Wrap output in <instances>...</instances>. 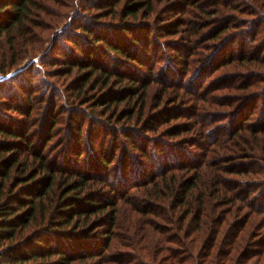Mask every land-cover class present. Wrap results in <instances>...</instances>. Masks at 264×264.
<instances>
[{
    "label": "trees",
    "instance_id": "1",
    "mask_svg": "<svg viewBox=\"0 0 264 264\" xmlns=\"http://www.w3.org/2000/svg\"><path fill=\"white\" fill-rule=\"evenodd\" d=\"M230 1L0 0V72L27 58L33 63L0 81V264H246L257 256L264 262V249L248 246L246 231L259 208L250 189L239 190L245 180L264 181V124L250 120L264 109V66L253 63L264 61V0L239 10L244 18L227 13L236 9ZM160 2L177 3L176 12H187L194 24L184 41L168 42L179 60L164 77L177 86L165 82L148 112L159 61L150 41L165 44L161 38L178 33L184 19L154 28L161 36L150 40ZM47 89L82 115L69 119L71 153L56 165L45 149L60 120L50 103L36 110L50 98ZM176 102L182 112L168 108ZM124 119L137 125L119 132ZM219 120L225 121L217 129ZM132 127L177 140L158 152L133 137L131 148L149 164L129 147L120 156L118 140L138 134ZM91 129L98 145L87 142ZM102 129L112 130V143L103 141ZM36 130L43 143L33 138ZM123 201L134 212L129 228L152 227L149 245L128 241L130 232L117 238Z\"/></svg>",
    "mask_w": 264,
    "mask_h": 264
},
{
    "label": "rangeland",
    "instance_id": "2",
    "mask_svg": "<svg viewBox=\"0 0 264 264\" xmlns=\"http://www.w3.org/2000/svg\"><path fill=\"white\" fill-rule=\"evenodd\" d=\"M202 1H207V0H202ZM252 1L253 0H251V1H249V0H231L228 3V6H230L232 8L235 6L236 9H234L232 12H227V13L231 14V13L235 12V10H236L235 14L238 17H243L244 18V17H246L248 15H244V14L240 13L241 11H239V10H245V8L250 6ZM177 6H178L177 3L176 4L167 3V2H160L159 3V5H158V12L159 13L157 15V18H155V20L152 22V29L154 30V35L151 34L150 40L153 39L154 37L158 38L159 36H161V35L157 34L156 30L158 28L160 29L162 26L170 24V23H168L169 21H172V20L178 18L179 16H182L180 12H176L177 11V9H176ZM182 17L184 19H183L182 25L179 27L180 31L178 33H176V34L166 35V36L161 38L162 42H164L165 44H163V43L158 44L155 41H152V42L150 41L149 45L153 44V45H151V47L154 46L155 51H157V56L159 58V61L156 64V69H155L156 70V72H155L156 75H155V78H154V84L152 85L153 89L151 90V92L149 94L148 103L146 105V107L148 108V112L154 110V107L156 106V104H157V102L159 100V92L162 90V86L165 85L164 84L165 82L169 83V84L172 83V85L174 84L173 85L174 87L177 86L175 77H173L175 80H173V82H171L172 80H167L166 81L164 75L169 73V72L172 73V70H171L172 65L173 64L175 65V62H178L177 60H179L176 57L174 49L172 47H168V45H167L168 42L170 43V42H175V41H179V42L184 41L183 34L186 32V30H188V28H189L188 26H190V24H191V20L188 18V13L187 12L185 14H183ZM210 17L211 16L204 17V19L201 22H205V20L210 18ZM250 17H252V16H250ZM195 21H199V20L195 19ZM193 22H194V20H193ZM193 22H192L191 25L194 24ZM154 28H156V30ZM234 30L235 29H233V31ZM159 32H161V31H159ZM229 33H227L226 35H228ZM234 33H235V31L233 32V35L236 34V33L235 34ZM161 34H163V33H161ZM227 37L229 38V35ZM198 51H200V50H197V52ZM149 55H151V52H150ZM260 56H263V59H264V50H263V52L261 53ZM103 61L106 62V59L103 60ZM255 61L256 62H253V63H255V66H264V61H262V62H258L257 60H255ZM6 62H7V58L2 60V64L6 63ZM31 62H32V60L27 58L22 66H19V67L15 68L11 72H9V73H7L5 75H2V73L0 72V81L3 80L4 78H7V77L13 75L17 70H20L24 66H33V63H31ZM112 64H113V61H112L111 65ZM239 64H242V63H239ZM176 66H182V65L180 63H177ZM142 71L145 72L147 70L145 68L144 69L142 68ZM40 74L43 75V73H40ZM214 75H215V73H214ZM214 75H212L210 78H212ZM195 77H198V74ZM38 79H40V77H36L35 80H38ZM17 84H18V81L15 82V85H17ZM60 90H61V88H60ZM13 92H16V91L13 90ZM64 92H65L64 90L63 91L61 90V94L64 93ZM61 94H59V92L52 91V89H49V90L47 89L46 90V98L48 97L47 95H49L50 98L48 99V101L45 102V104L44 103H42V104L38 103V106L36 108V110H39L42 113L43 110H44V107H46L50 103L49 108H54L55 107V111L57 113V117L60 120V122H58V124L55 127V130H54V133H53L54 135L52 136V140L49 142V145L45 149V153L49 157H52V158L55 159V165L62 163L66 159V156L67 155L69 156V153H71L70 152L71 149H69L67 151V149L65 148L66 145L68 147H71L70 145H73V141H71V140L69 141L68 140L69 137H70L69 136L70 131L74 130L73 127L70 128V126H69V123H68L69 119H71V116H74V118H76V121L80 120L82 118L81 117L82 115L80 114V111L79 112H77V111L70 112L68 107H65V101H63L62 96H59ZM185 96L188 97L187 94H185ZM185 96H184V98H185ZM259 100H261V99H259ZM52 101H58L57 105L52 106V104H53ZM181 103L182 102H179V103L176 102V103L168 104V108L170 110H172L173 112H175V113L182 112V109H180L178 107V106H181L180 105ZM58 104H62V105L58 106ZM188 104H190V103L186 102L184 104V106H188ZM2 107L4 108V105L0 103V108H1L0 112H2V110H3ZM263 110H264L263 108L258 109L257 113L250 120L253 123H255V124L263 125L264 124ZM8 111L12 112L11 110H8ZM13 113L17 114L15 112H13ZM0 115L2 116L3 112L0 113ZM36 115H38V114H36ZM22 116H24V115H19L18 118H21ZM184 118L180 119V120H184ZM91 120L92 119H90V122H91ZM135 120H134V122L133 121L129 122L126 119H124L120 124H118L117 131L121 132L122 125L125 126V128H130V125H137V124L141 125L143 123L138 118V120H140V121L137 120L138 123L136 124ZM76 121H73L72 125H75L74 122H76ZM86 121H88V118H87ZM178 121H175V123H177ZM223 121H225V120H223ZM223 121H221V120L217 121L218 123H216L217 126H215V128H217V129H218V127L220 128V126H221L220 124H224ZM229 121H231V119L227 120L225 123H227ZM91 125L95 129L100 131L101 127H99V124H98L97 120L94 119V123L91 124ZM168 125H169L168 123L167 124L164 123V124L161 125L162 126L161 128H164V127H166ZM132 128L134 129V127H132ZM86 129H89V128L86 127ZM135 131H137L138 134L136 133V134L132 135L131 137L122 136L121 140L120 139L118 140V154L120 156H123V154L127 155L128 151H127L126 148L127 147H129V148L132 147L131 143H133V139H132L133 137H140L142 142H144V143L148 142L149 149L154 148L156 150L157 149L159 150V148L161 149L162 147L167 148V147H165V144L166 145L167 144H170V145L171 144H175L173 142H176V140H177L176 138H173L172 136L164 134L162 131H154V130L152 131L150 129L145 131L143 127H140L138 130H135ZM36 132L34 131L32 133V136L38 143H40L42 141L40 139V136H43V131L42 130H36ZM90 132H91V136L89 135L88 132L85 131V133L88 134L89 138H90V140H87V142L88 143H93V145L94 144L98 145L97 139H96V134L98 135V131H95L94 129H91ZM102 133L104 134L103 137H102L103 141L106 144L112 143V141L116 137L113 134L112 130L110 131V130H103L102 129ZM149 136H151V137H149ZM44 140H46V139H44ZM44 140L42 141V143L44 142ZM263 141H264V138H263ZM88 143L85 144V142H84L81 145V146H83V148H85L84 150L87 151V152L89 150ZM194 148L199 151L198 148L192 147V149H194ZM93 149L95 150V147H93ZM132 150L136 154V157L138 158L139 161L146 162L148 164H149V162H151L149 160L146 161V158H144L142 150H140V149H137V150L132 149ZM158 152H160V150ZM161 155L163 157L164 156V152H161ZM84 160L86 161L85 155L83 157V161ZM119 162L120 161L117 158L113 162V163L116 164L115 165V171H116V174H118V175H119V170L117 172L116 167H118L117 164ZM150 164L153 165V162L150 163ZM154 168L155 167H153L152 169H154ZM252 168L255 169L256 166H252ZM116 174L114 176H117ZM109 178L113 179V178H111V176ZM245 181L246 182L241 183V185L239 186V190H244L245 188L250 189L251 190V195H250L249 199L254 204L255 207L259 208L258 211H253L252 212V216L250 215V217H248L249 216V213H248L249 209L248 208L245 207L244 209H242V212H241L242 217L243 218L248 217L249 220H251V218H255V216H256V224L254 226L253 225L251 226V224L247 225L246 231L248 232L249 238H250L248 246H250V245H252V246H260L261 248L264 249V212L261 213V211L264 210V181L261 182L260 184L254 185V186L250 185L251 183H253L252 181H248V180H245ZM123 208H124V210L120 214V217L123 220V224H125V226H127L128 229H126L125 226L123 228H121L120 229V234L118 235L120 238L119 237H117V238L119 240H121L122 239V237H121L122 235H129L128 233L130 232V237L128 238V241L132 242L133 244H137V245H149L151 243V240H149V237L152 236V233H153L152 227L149 226V225H146V224H145V227H143L141 225H137V227H139V229H143L144 231H139V229H137L136 226H132V227L129 228V225L132 222L131 216H132V214H134V212H132V210H131L132 206L127 201H123ZM135 215H138V217L141 216V217H139L141 223H144V219L147 218L146 216L143 215V213H138L137 214V212H136ZM228 216L231 217L232 214H228ZM133 225H134V223H133ZM148 228H149V230H148ZM168 232H170V231H168ZM117 238L115 239L116 241H117ZM167 238L170 239V240L173 239V233H167ZM161 253H163V252H161ZM244 256H246V255H244ZM240 259L243 260V255L240 256ZM246 264H264V262H263V258H258V256H257L256 258L255 257L248 258V261H247Z\"/></svg>",
    "mask_w": 264,
    "mask_h": 264
}]
</instances>
